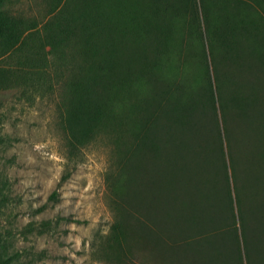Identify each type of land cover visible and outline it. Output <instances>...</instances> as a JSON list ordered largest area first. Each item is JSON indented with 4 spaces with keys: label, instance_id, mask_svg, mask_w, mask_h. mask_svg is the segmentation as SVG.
I'll use <instances>...</instances> for the list:
<instances>
[{
    "label": "trees",
    "instance_id": "obj_1",
    "mask_svg": "<svg viewBox=\"0 0 264 264\" xmlns=\"http://www.w3.org/2000/svg\"><path fill=\"white\" fill-rule=\"evenodd\" d=\"M14 2L0 0V92L59 90L72 159L113 147L97 258L264 264V0H48L41 23ZM143 34L153 54L131 67L123 43ZM16 261L0 239V264Z\"/></svg>",
    "mask_w": 264,
    "mask_h": 264
},
{
    "label": "rangeland",
    "instance_id": "obj_2",
    "mask_svg": "<svg viewBox=\"0 0 264 264\" xmlns=\"http://www.w3.org/2000/svg\"><path fill=\"white\" fill-rule=\"evenodd\" d=\"M12 11L41 23L49 15L48 0H15ZM144 38L137 48L132 39L123 43L131 67L153 54ZM59 94L28 99L17 90L0 92V239L16 264H120L96 255L113 219L106 187L113 147L99 137L68 157L58 127Z\"/></svg>",
    "mask_w": 264,
    "mask_h": 264
}]
</instances>
